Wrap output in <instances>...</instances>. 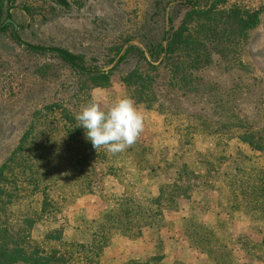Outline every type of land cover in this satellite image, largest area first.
<instances>
[{"label": "trees", "instance_id": "trees-1", "mask_svg": "<svg viewBox=\"0 0 264 264\" xmlns=\"http://www.w3.org/2000/svg\"><path fill=\"white\" fill-rule=\"evenodd\" d=\"M49 1L68 6L67 0ZM194 1L183 4V11L175 15L173 24L169 19L157 40L143 37L144 50L128 45L111 67L116 69L133 56V66L119 74L125 98L162 117L161 131L146 145L133 143L129 127L109 112L91 109L90 103L88 113L61 109L75 189L82 194L106 188L111 197L97 218L67 217L68 200L78 194L64 198L51 193L49 186L40 187L39 176L19 157L27 135L0 165V264H99L113 232L135 240L148 226L154 227L155 252L121 264H183L165 261L161 251L163 211L175 209L181 199L195 200L206 190L216 192V205L228 219L246 215L264 228V81L235 75L228 84L219 76V72L246 71L234 54L258 24L260 11L237 3L226 5L228 0ZM8 27L19 41L14 23L4 16L0 31ZM25 46L35 52L45 50ZM47 49L84 76L82 86L109 85L111 68L88 67L80 55ZM54 106L58 105L44 108H58ZM200 152L202 159L196 157ZM20 175H25V187L17 185L15 177ZM20 200L25 206L17 213L14 208ZM42 221L49 222H43V229ZM187 222L188 228H182ZM180 224L182 234L205 255L207 264H241L233 252L264 264V236L258 241L247 235L232 238L223 221L212 227L183 217ZM217 226L224 234H215Z\"/></svg>", "mask_w": 264, "mask_h": 264}, {"label": "rangeland", "instance_id": "rangeland-1", "mask_svg": "<svg viewBox=\"0 0 264 264\" xmlns=\"http://www.w3.org/2000/svg\"><path fill=\"white\" fill-rule=\"evenodd\" d=\"M210 1L207 0V4ZM67 2L68 6L64 8L49 0H0V21L8 16L16 25V35L20 39L16 41L13 38L9 27L0 31V165L8 160L11 151L27 135L28 140L19 157L39 176L40 187L49 186L51 193L64 198L71 194L77 195L78 192L75 189V174L68 167L70 153L61 109L67 108L72 113H88L90 103L91 109L93 107L115 115L130 127L132 139L142 137L141 141L146 145L153 139L152 135L157 131L155 128L160 129L162 117L152 110L145 111L142 104L125 98L126 92L119 74L133 66V56L120 62L116 69L111 67L128 45L144 50V38L157 40L162 30L168 28L169 19L173 24L175 15L179 16L183 11V4H196L194 0ZM230 3L258 9L259 21L248 31L245 42L234 54L246 66V71L218 74L224 83L235 75L258 77L264 81V0H228L226 5ZM25 44L45 47V50L31 51ZM117 47L119 49L116 51ZM47 48H61L80 55L88 67L104 71L111 68L109 85L94 87L87 82V86H82L84 76L76 74ZM211 73L209 71L208 74ZM251 94L253 98L255 91H251ZM51 103H56L58 106L54 107L58 108L46 110L44 107ZM84 107H88V111ZM261 107L264 110V104ZM198 155L196 157L202 159V152ZM137 156L135 154L133 158ZM19 168L16 165L14 169ZM10 178L8 181L13 182ZM143 178L134 180L144 183ZM15 179L19 187L26 186L25 175L16 176ZM142 197L139 196L145 203ZM110 198L106 188L99 192L78 194L68 200L64 214L69 218L72 216L84 220L97 218L109 206ZM194 198L192 201L181 199L175 209L163 211L164 226L160 227V238L163 240L161 251L165 261L207 264L205 255L182 234L180 222L183 217L212 227L223 221L225 233L232 238L247 235L258 241L260 236H264L261 223L249 216L239 215L228 219L225 210L216 205L215 191L206 190ZM31 204L37 206L33 200ZM24 206L20 200L14 211L20 213ZM43 222L39 224L42 229ZM188 225V222L184 223L182 228H188ZM153 231L152 226L144 227L142 235L135 240L113 232L109 246L104 248L99 258V264H121L152 255L156 237ZM222 233V229L217 226L215 234L220 236ZM233 256L241 264H262L244 253L233 252Z\"/></svg>", "mask_w": 264, "mask_h": 264}, {"label": "crops", "instance_id": "crops-1", "mask_svg": "<svg viewBox=\"0 0 264 264\" xmlns=\"http://www.w3.org/2000/svg\"><path fill=\"white\" fill-rule=\"evenodd\" d=\"M161 125H162V124H161ZM126 126H127V125H126ZM127 127H129V126H127ZM129 128H130V127H129ZM161 128H162V127H160V129H161ZM160 129H159V128H155V130H157L156 133H159V131H161ZM130 130H131V129H130ZM129 133H130V132H129ZM136 137H138V138H136ZM136 137L133 138V139L131 138V140H132L133 143L137 144V143L139 142V143H142V145L145 144V142L141 141V138H142V137H139V136H136ZM139 143H138L137 145H140ZM140 146H141V145H140Z\"/></svg>", "mask_w": 264, "mask_h": 264}, {"label": "water", "instance_id": "water-1", "mask_svg": "<svg viewBox=\"0 0 264 264\" xmlns=\"http://www.w3.org/2000/svg\"><path fill=\"white\" fill-rule=\"evenodd\" d=\"M8 19V18H7ZM16 29V25L14 24V30Z\"/></svg>", "mask_w": 264, "mask_h": 264}]
</instances>
